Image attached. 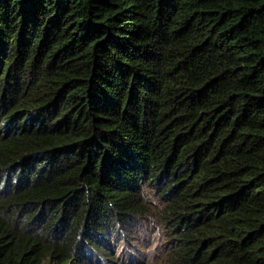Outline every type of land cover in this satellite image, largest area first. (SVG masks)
Segmentation results:
<instances>
[{
    "label": "trees",
    "instance_id": "16d2710c",
    "mask_svg": "<svg viewBox=\"0 0 264 264\" xmlns=\"http://www.w3.org/2000/svg\"><path fill=\"white\" fill-rule=\"evenodd\" d=\"M0 264H264V0H0Z\"/></svg>",
    "mask_w": 264,
    "mask_h": 264
},
{
    "label": "rangeland",
    "instance_id": "374dc122",
    "mask_svg": "<svg viewBox=\"0 0 264 264\" xmlns=\"http://www.w3.org/2000/svg\"><path fill=\"white\" fill-rule=\"evenodd\" d=\"M158 239H159V234L158 233H152L148 236L147 241L152 243L153 245H155V243ZM123 247H124V245L122 244L121 248H123ZM154 249H157V248L154 247ZM119 251H121V250H119ZM153 253H154V250H151L150 252L144 251V252H142V256L144 258L151 257V255H153Z\"/></svg>",
    "mask_w": 264,
    "mask_h": 264
}]
</instances>
